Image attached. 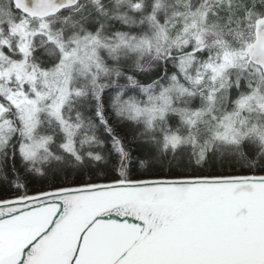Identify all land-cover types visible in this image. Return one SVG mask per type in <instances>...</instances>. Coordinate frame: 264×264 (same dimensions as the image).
<instances>
[{"label": "snow or ice", "instance_id": "snow-or-ice-1", "mask_svg": "<svg viewBox=\"0 0 264 264\" xmlns=\"http://www.w3.org/2000/svg\"><path fill=\"white\" fill-rule=\"evenodd\" d=\"M0 264H264V0H0Z\"/></svg>", "mask_w": 264, "mask_h": 264}, {"label": "trees", "instance_id": "trees-1", "mask_svg": "<svg viewBox=\"0 0 264 264\" xmlns=\"http://www.w3.org/2000/svg\"><path fill=\"white\" fill-rule=\"evenodd\" d=\"M36 190H37V189H35V188H34V189H32V191H36Z\"/></svg>", "mask_w": 264, "mask_h": 264}]
</instances>
